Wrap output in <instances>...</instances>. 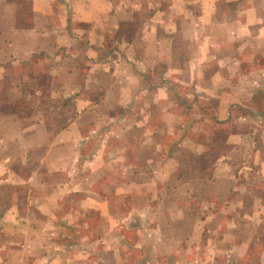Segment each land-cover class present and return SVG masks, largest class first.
Masks as SVG:
<instances>
[{"label":"rangeland","instance_id":"374dc122","mask_svg":"<svg viewBox=\"0 0 264 264\" xmlns=\"http://www.w3.org/2000/svg\"><path fill=\"white\" fill-rule=\"evenodd\" d=\"M165 1L156 0L170 12L163 23L188 8L191 22L203 23L199 0ZM251 2L239 0V22H264V0ZM213 20L174 31L197 60L175 72L153 65L126 96L118 86L107 93L114 77L87 72L81 55L79 86L84 73L92 77L73 95L50 92L42 79L46 93H33V84L13 94L11 81L0 80V145L17 153L0 159L14 171L0 177V219L12 204L32 215L30 243L0 220V259L24 246L32 250L27 264H264V38L246 28L231 38L230 19ZM37 66L48 70L41 62L6 73L30 75ZM93 84L103 92L88 93ZM14 114L19 127L40 119L62 136L28 147L38 135L19 139Z\"/></svg>","mask_w":264,"mask_h":264},{"label":"crops","instance_id":"0c3cea01","mask_svg":"<svg viewBox=\"0 0 264 264\" xmlns=\"http://www.w3.org/2000/svg\"><path fill=\"white\" fill-rule=\"evenodd\" d=\"M150 1L142 0V4L135 6L131 0H0V63H4L5 66L4 69V66H0V80L7 78L11 81L10 93L13 94L38 84V88L33 93H46L48 86L52 88H49L50 92L73 95L80 92V86L86 89L88 85L86 79L92 77L91 74L84 73L87 78L79 86L77 79L81 76V68L77 59L81 55L82 61L88 62L87 66L90 70L87 72L97 68L114 77L110 89L105 90L107 93L114 92L113 89L116 90L118 86L119 94L126 96L132 89L141 85L140 81H143V77H152L154 66L157 67L162 63L168 68L173 64L172 72H175L181 69L184 63L192 64L197 60L187 57L188 41L176 38L173 35L174 31H185L191 27L192 29L214 27L213 18L221 14L230 19L231 38H239V30L244 28L247 31L253 30L252 39L255 37V30L260 32L262 39L264 38V32L261 34L264 22H239V0H226L229 1V5L225 10L219 7L217 0H199V20L203 23L191 22L186 16L191 15V8L181 9L182 15L179 12L173 13L170 23H163L161 17L170 14L169 9L164 8L163 5L159 6L156 0ZM247 2L249 5L252 3L251 0ZM165 3L167 4L168 0ZM251 7L248 6L246 9L248 15L254 13V5ZM66 61H70L71 66L65 65ZM198 61L203 62L200 57ZM41 62L45 63L44 67L48 65V70L42 69V71L41 66H37V72L30 75H26L25 72L6 73L11 65L20 67ZM34 68L36 71V67ZM30 78H35L38 82L31 81ZM41 79L42 87H46L42 91L39 85ZM47 79H50L48 83ZM87 90L88 93L103 92L100 86L94 84ZM14 105H27V103ZM18 118L16 114L11 116L10 126L14 127V134L19 139L22 137L26 142L38 135L36 142L29 140L28 147H38L44 141L57 140L62 136L63 128L49 131L48 126L40 119L28 127H19ZM29 134H32L30 138ZM3 137L8 145V136ZM24 146L27 148L26 145ZM16 156L14 145L12 149L0 145V159L5 163L11 162ZM3 172L7 173L6 177L2 176ZM10 174H14L11 168L0 166L1 178L8 180ZM262 201L264 203V198ZM30 204L29 199L28 206ZM13 210L12 204L0 220L11 222V232L22 234V238L27 235L30 243L32 221L30 208L28 207L21 214ZM38 211L42 213L44 209L40 206ZM31 252V248L27 249L24 246L17 249L8 248V253L5 259H0V264H27Z\"/></svg>","mask_w":264,"mask_h":264}]
</instances>
